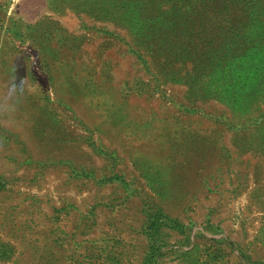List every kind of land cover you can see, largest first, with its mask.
<instances>
[{
    "label": "rangeland",
    "instance_id": "374dc122",
    "mask_svg": "<svg viewBox=\"0 0 264 264\" xmlns=\"http://www.w3.org/2000/svg\"><path fill=\"white\" fill-rule=\"evenodd\" d=\"M0 264H264V0H0Z\"/></svg>",
    "mask_w": 264,
    "mask_h": 264
}]
</instances>
